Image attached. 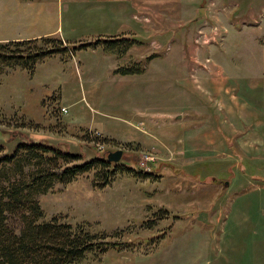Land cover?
<instances>
[{"label":"rangeland","instance_id":"374dc122","mask_svg":"<svg viewBox=\"0 0 264 264\" xmlns=\"http://www.w3.org/2000/svg\"><path fill=\"white\" fill-rule=\"evenodd\" d=\"M125 2L24 7L36 23L24 34L62 46L118 36L139 43L120 58L88 48L38 59L32 73L1 70L3 152L28 140L83 159L117 149L119 163L137 157L133 176L98 188L83 174L37 197L45 219L128 242L76 264H264V0H132L136 20L107 22ZM198 8L205 12L192 21ZM132 62L140 74H112ZM7 223L21 225L15 216Z\"/></svg>","mask_w":264,"mask_h":264},{"label":"trees","instance_id":"16d2710c","mask_svg":"<svg viewBox=\"0 0 264 264\" xmlns=\"http://www.w3.org/2000/svg\"><path fill=\"white\" fill-rule=\"evenodd\" d=\"M37 40H42L45 47H33ZM138 43L123 36L97 38L75 46H62L60 39L45 37L0 43V71L19 68L32 73L38 59L67 52L73 57L76 52L88 48H99L120 58ZM142 70L139 62H132L117 66L112 74L137 75ZM137 160L136 157L131 161L132 165L113 164L101 154H91L90 158L83 159L75 149L62 150L41 141H20L11 154H5L0 146V264H76L87 255L94 257L107 251L127 249L128 242L106 241L102 234L89 233L81 226L73 227L55 216L45 219L37 197L50 191L54 183L66 184L88 173H91L93 187H104L119 174L135 175ZM76 161L80 163L67 166ZM143 174L151 176L148 172ZM9 216L18 219L21 224L18 229L9 227Z\"/></svg>","mask_w":264,"mask_h":264},{"label":"crops","instance_id":"0c3cea01","mask_svg":"<svg viewBox=\"0 0 264 264\" xmlns=\"http://www.w3.org/2000/svg\"><path fill=\"white\" fill-rule=\"evenodd\" d=\"M35 1L36 0H0V43L21 42L25 40H31V39L47 36V34L45 33L40 34L39 32L32 30H30L31 34H24L26 28H32L36 26V23L34 22V20H32L33 17L27 19L24 13V7L26 8L28 6H31ZM116 4H114L113 7H118L117 8L118 17L108 16L109 19L106 20L107 22H112V20L114 19V21L116 20L118 24L121 21V25H122L123 22L136 20L134 18L132 19V15L134 13L136 16V14L138 13L137 11L138 7L132 4V0H127V2L124 3L123 7H119L121 3H116ZM37 5H40V3L36 2V4H33V7L30 8V10L37 12L38 11ZM130 5L132 6L131 8ZM105 6H106L105 9H109L107 8L109 7L108 4H105ZM26 10L29 11V9ZM113 10H115V8H113ZM113 10L111 12H113ZM197 10H196V15H197ZM14 12H18L15 18H13ZM196 15L194 16L192 21H195Z\"/></svg>","mask_w":264,"mask_h":264},{"label":"water","instance_id":"95a60500","mask_svg":"<svg viewBox=\"0 0 264 264\" xmlns=\"http://www.w3.org/2000/svg\"><path fill=\"white\" fill-rule=\"evenodd\" d=\"M203 11H204L203 8H199V9L197 10V15H196V17H195V20H196V19H199V18L202 17V15H203ZM121 153H122V151L119 150V149L114 150V151H112V152H108V153L105 155V159H106V161L109 162V163H117V162L119 161L120 157H121Z\"/></svg>","mask_w":264,"mask_h":264},{"label":"built area","instance_id":"2783aa9c","mask_svg":"<svg viewBox=\"0 0 264 264\" xmlns=\"http://www.w3.org/2000/svg\"><path fill=\"white\" fill-rule=\"evenodd\" d=\"M213 33H214V32H212L211 34L207 35V37H206V39L203 41V43L212 40L213 37H211V35H212Z\"/></svg>","mask_w":264,"mask_h":264}]
</instances>
